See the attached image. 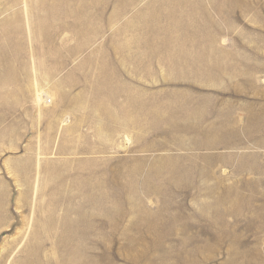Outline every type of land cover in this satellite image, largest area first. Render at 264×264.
<instances>
[{"label": "rangeland", "instance_id": "rangeland-1", "mask_svg": "<svg viewBox=\"0 0 264 264\" xmlns=\"http://www.w3.org/2000/svg\"><path fill=\"white\" fill-rule=\"evenodd\" d=\"M0 53V264H264V0H0Z\"/></svg>", "mask_w": 264, "mask_h": 264}, {"label": "bare ground", "instance_id": "bare-ground-1", "mask_svg": "<svg viewBox=\"0 0 264 264\" xmlns=\"http://www.w3.org/2000/svg\"><path fill=\"white\" fill-rule=\"evenodd\" d=\"M197 2H198V1H197ZM178 3H179V2H178ZM68 4H69V3H68ZM115 4H116V3H115ZM117 4H119V3H117ZM182 4H183V3H182ZM182 4H180L179 6L181 7V6L184 5V4H183V5H182ZM199 4H200V3H199ZM93 5H94V4H93ZM161 5H162V4H161ZM186 5H187V4H186ZM173 6H174V5H173ZM173 6H172V7H173ZM205 7H206V6H205ZM194 9H195V8H194ZM238 9H239V8H238ZM175 10H176V8H175ZM146 11H147V10H146ZM178 11H179V10H178ZM178 11H177V12L174 11V13L172 12V13H169V14L166 13V14H165V17H166L167 19H169V20H172V21H173V20H174V21H177V20H180V19H184L183 17L185 16V14H184L183 12H181V11H179V12H178ZM156 13H157V12H156ZM103 14H104V13H103ZM145 14H146V13H145ZM151 14H152V13H151ZM163 14H164V13H163ZM140 15H141V14H140ZM146 15H147V14H146ZM156 15H157V14H156ZM156 15H155V16H156ZM157 16L159 17V15H157ZM160 16H161V15H160ZM215 16H216V15H215ZM151 17H152V16H151ZM155 18H156V17H155ZM176 19H177V20H176ZM172 21H171V23H173ZM180 22H181V21H180ZM174 23H175V22H174ZM177 24H178V23H177ZM208 24H209V23H208ZM190 25H191V24H190ZM205 25H206V24H205ZM217 26H218V25H217ZM176 27H177V25H176ZM182 27H183V26H182ZM174 28H175V25H174V24H169L167 30H168L169 32L172 31V30L174 31ZM175 29H176V28H175ZM177 29H178V28H177ZM204 30H205V29H204ZM161 31H163V30H161ZM161 31H160V32H161ZM164 31H165V30H164ZM168 31H167V32H168ZM176 31H177V30H176ZM165 32H166V31H165ZM208 32H209V30H208ZM208 32H207V33H208ZM198 33H199V32H198ZM221 33H222V32H221ZM116 35H117V33H116ZM134 38H135V37H134ZM208 41H210V40H208ZM142 44H143V43H142ZM157 46H158V45H157ZM157 46H156V47H157ZM162 46H163V45H162ZM164 46H165V47H168L167 45H164ZM164 46H163V47H164ZM172 46H173V45H172ZM172 46H169V47H172ZM176 46H177V45H176ZM190 46H191V45H190ZM163 47H162V48H163ZM169 47H168V48H169ZM158 48H159V47H158ZM210 48H211V47H210ZM166 49H167V48H166ZM171 49H173V48H171ZM207 49H208V48H207ZM1 54H2V53H0V64H3V65H11V64L13 63L12 58H6L7 56L3 58V57L1 56ZM201 62H202V61H201ZM177 64H178V63H177ZM167 66H168V65H167ZM177 66H178V65H177ZM179 66H180V65H179ZM140 68H141V67H140ZM179 73H180V72H179ZM185 75H186V74H185ZM37 92H38V91H37ZM44 93H45V92H39V94H38V98H39V99H45V100H47V99L45 98V97H47V96H46L47 94L45 93V95H44ZM47 98H48V97H47ZM43 101H44V100H43ZM49 101H50V100H49ZM49 101H48V102H49ZM154 111H155V110H154ZM13 133H15V132H13V129H8V131H6V132H4V133H0V141H2V142H3V141H7V142H9V143H7V144H9L10 146H11V145H14L15 142H14V139L12 138V134H13ZM4 143H5V142H4ZM4 143H2V144L4 145ZM5 146H6V144H5ZM21 163H22L21 166H20L19 168H17V169H18V172L21 174V176H22V178H23V180H24V183L26 184V183H28V182H27V179H28L29 168H28V165H27V163H26V160H25V162H21ZM16 173H17V172H16ZM18 177H19V175H18ZM27 192H28V191H24V194H26ZM2 193H3V192H2ZM2 193H1V194H2ZM1 206H2V205H1ZM0 208H1V207H0ZM32 210H33V209H32ZM25 238H26V237H25ZM160 248H161V249H162V248L164 249L165 247L161 246ZM161 249H160V250H161ZM36 250H37V249H36ZM36 250H35V251H36ZM35 251H34V252H35ZM143 251H144V250H143ZM143 251H142V252H143ZM146 251H147V250H146ZM146 251H144V252L142 253V255L145 256V257L147 256V254H148V252H149V251H147V253H146ZM182 251H183V250H182ZM31 252H33V251H31ZM34 252H33V253H34ZM168 252H169V254H170V251H168ZM188 252H189V251H188ZM188 252H186V253H188ZM234 252H235V251H234ZM31 254H32V253H31ZM36 254H37V253H36ZM140 254H141V253H140ZM171 254H173V256H174V255H175V256H181L182 252H174V251H173ZM171 254H170V255H171ZM237 254H238V253H237ZM149 255H150V254H149ZM238 256H239V255H238ZM136 257H137V256H136ZM147 257H148L147 260H149L150 257H149V256H147ZM151 257H152V256H151ZM88 258H89V257H88ZM132 258H134V257H132ZM138 258H140V257H138ZM138 258H137V260H138ZM152 258H153V257H152ZM161 258H162V257H161ZM164 258H165V257H163V260H164ZM232 259H233V258H232ZM28 260H29V259H28ZM33 260H34V259H33ZM140 260H141V258H140ZM152 260H153V259H152ZM245 260H246V258H245ZM93 261H94V260H93ZM132 261L134 262V260H132ZM150 261H151V260H150ZM150 261H149V262H150ZM161 261H162V260H161ZM164 261H165V260H164ZM166 261H167V259H166ZM98 262H99V261H98ZM135 262H136V260H135ZM137 262H138V261H137ZM139 262H140V261H139ZM151 262H152V261H151ZM154 262H155V260H154ZM41 263H42V262H41ZM79 263H80V262H79ZM87 263H88V262H87ZM155 263H156V262H155ZM165 263H166V262H165ZM165 263H164V264H165ZM227 263H228V262H227ZM229 263H230V262H229ZM247 263H248V262H247ZM89 264H90V262H89ZM91 264H92V263H91ZM157 264H158V263H157Z\"/></svg>", "mask_w": 264, "mask_h": 264}, {"label": "crops", "instance_id": "crops-1", "mask_svg": "<svg viewBox=\"0 0 264 264\" xmlns=\"http://www.w3.org/2000/svg\"><path fill=\"white\" fill-rule=\"evenodd\" d=\"M171 124V123H169ZM169 127H173V124L169 125ZM174 127H177V125H175ZM173 129V128H172ZM247 164V163H246ZM240 167H246V166H240Z\"/></svg>", "mask_w": 264, "mask_h": 264}]
</instances>
